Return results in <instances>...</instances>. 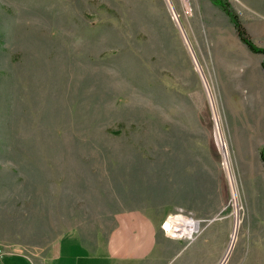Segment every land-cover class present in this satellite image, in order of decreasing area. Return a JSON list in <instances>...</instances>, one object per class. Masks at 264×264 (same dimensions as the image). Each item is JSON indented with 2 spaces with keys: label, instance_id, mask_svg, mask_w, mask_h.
<instances>
[{
  "label": "rangeland",
  "instance_id": "obj_1",
  "mask_svg": "<svg viewBox=\"0 0 264 264\" xmlns=\"http://www.w3.org/2000/svg\"><path fill=\"white\" fill-rule=\"evenodd\" d=\"M227 1L264 48V0ZM262 60L211 0H0L3 264H92L134 211L130 264H264Z\"/></svg>",
  "mask_w": 264,
  "mask_h": 264
},
{
  "label": "crops",
  "instance_id": "obj_2",
  "mask_svg": "<svg viewBox=\"0 0 264 264\" xmlns=\"http://www.w3.org/2000/svg\"><path fill=\"white\" fill-rule=\"evenodd\" d=\"M224 62L225 59L223 58ZM226 62L224 63V66ZM220 69L223 71L224 68ZM143 213V212H142ZM139 211H134L129 214H123L118 218L116 226L112 229L108 236L106 244L101 245L96 252L98 257L87 258V251L84 253V259L89 260L92 264L102 263L108 264H130L128 261H142L146 255L151 244L157 238L156 224L146 214ZM82 244V243H81ZM83 245V244H82ZM78 240L69 239L61 240L56 246L42 251V257L39 254L31 253L36 259V264H54L57 260L64 256L74 255V252L81 249ZM19 255V254H18ZM16 255H2L0 257V264H3L5 257H12ZM148 256V255H147Z\"/></svg>",
  "mask_w": 264,
  "mask_h": 264
},
{
  "label": "trees",
  "instance_id": "obj_3",
  "mask_svg": "<svg viewBox=\"0 0 264 264\" xmlns=\"http://www.w3.org/2000/svg\"><path fill=\"white\" fill-rule=\"evenodd\" d=\"M215 5L220 6L224 12L228 15L231 23L234 26V29L237 33V36L242 44H244L248 50L254 54H260L263 57L261 62L262 69L264 70V48L257 46L249 34L247 33L245 27L242 25L239 16L235 13L227 0H211ZM260 160L264 165V147L260 152Z\"/></svg>",
  "mask_w": 264,
  "mask_h": 264
},
{
  "label": "bare ground",
  "instance_id": "obj_4",
  "mask_svg": "<svg viewBox=\"0 0 264 264\" xmlns=\"http://www.w3.org/2000/svg\"><path fill=\"white\" fill-rule=\"evenodd\" d=\"M217 138H218V136H217ZM219 139V138H218ZM218 142H221V143H219V145H220V147H221V150H222V152H223V154H224V157H226V154H225V150H224V146H223V143H222V141H220V140H218ZM168 221H171L173 224L176 222H183V224H184V231H183V233H181V234H179V233H177V232H174V231H172V229L170 228H167L166 226V229H167V232H171V233H175V234H177L178 236H190V233H192V231H191V227H190V225H189V223H188V220H185L184 219V217H181V216H177V217H171V218H169L167 221H166V223L168 222ZM166 225V224H165ZM229 252V251H228ZM228 252H227V255H228ZM225 258H226V256H225ZM223 262H224V260H223Z\"/></svg>",
  "mask_w": 264,
  "mask_h": 264
},
{
  "label": "built area",
  "instance_id": "obj_5",
  "mask_svg": "<svg viewBox=\"0 0 264 264\" xmlns=\"http://www.w3.org/2000/svg\"><path fill=\"white\" fill-rule=\"evenodd\" d=\"M197 233H198V232H197ZM2 254H3V253H2V251L0 250V257H2Z\"/></svg>",
  "mask_w": 264,
  "mask_h": 264
}]
</instances>
